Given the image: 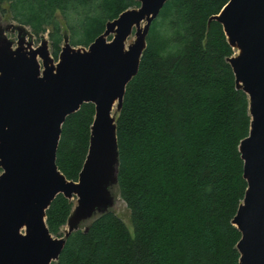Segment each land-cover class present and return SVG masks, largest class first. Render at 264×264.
<instances>
[{
  "label": "trees",
  "instance_id": "1",
  "mask_svg": "<svg viewBox=\"0 0 264 264\" xmlns=\"http://www.w3.org/2000/svg\"><path fill=\"white\" fill-rule=\"evenodd\" d=\"M229 1L170 0L151 23L115 118L109 187L111 199L115 187L125 202L133 233L110 205L88 226L75 225L51 264H240L233 219L248 188L239 147L252 118L229 63L234 49L211 20ZM139 7V0H0L2 14L38 39L47 34L55 58L65 40L89 47L108 22ZM94 116L95 106L84 104L62 126L56 165L68 181L78 182ZM73 212L59 194L46 211L51 235L65 237Z\"/></svg>",
  "mask_w": 264,
  "mask_h": 264
},
{
  "label": "water",
  "instance_id": "2",
  "mask_svg": "<svg viewBox=\"0 0 264 264\" xmlns=\"http://www.w3.org/2000/svg\"><path fill=\"white\" fill-rule=\"evenodd\" d=\"M139 1V8L108 22L88 51L65 40L55 66L45 40L37 49L23 41L13 49L12 42L0 40V264H51L75 225L111 205L118 159L113 110L115 104L122 108L151 23L170 0ZM211 20L239 51L229 63L237 87L249 97L252 118L239 147L248 188L233 219L241 233L240 264H264V0H230ZM134 28L137 41L126 50ZM89 103L95 116L88 155L78 182H72L56 165L57 149L67 117ZM59 194L78 198L64 238L51 235L46 224V211Z\"/></svg>",
  "mask_w": 264,
  "mask_h": 264
},
{
  "label": "rangeland",
  "instance_id": "3",
  "mask_svg": "<svg viewBox=\"0 0 264 264\" xmlns=\"http://www.w3.org/2000/svg\"><path fill=\"white\" fill-rule=\"evenodd\" d=\"M146 22H143L141 24V28L143 29L145 26ZM114 34L109 35L108 37H106L107 42H111V40L113 39ZM1 39H5L7 41L12 42V46L13 49H16L18 47V43L19 41H23L25 42L24 46H26V44L30 43L31 47L33 49H37L38 47L41 46V43L43 40L47 41V45H48V51L50 53L51 59L53 61V65L55 66L58 61H59V56L57 58H55L52 53H51V46H50V41L49 38L46 35H44L41 39H38L37 37H35L32 34V31L29 27L26 26H22L20 24H18L17 22L12 21V19L9 18L8 15L6 14H2L0 12V40ZM137 41V37H136V31L135 28L132 31V34L127 38L126 42H125V48L126 50L132 46L135 42ZM65 45V43H64ZM63 45V47H64ZM62 47V48H63ZM76 50H86L88 51V47H77L75 48ZM239 51L237 49H234V57L238 56ZM60 55V54H59ZM39 63L42 65V61L39 59ZM120 110L117 109V104H115L114 110H113V117L116 118L118 115V112ZM111 195H112V203H111V210H113L122 220L123 222L126 224V226L128 227L129 231L131 233H133V227H132V222H131V218H130V213L129 210L127 209V206L125 204V202L120 198L117 189L115 187H112L111 190ZM71 201L74 203V209L77 205L78 202V198L74 197L73 199H71ZM96 217V215H94L91 218H88L86 220H82V222L79 224L80 227H86L88 226V224ZM69 231V226H65L63 228V234H66ZM24 233V230H23ZM57 238V237H55ZM64 238V237H62Z\"/></svg>",
  "mask_w": 264,
  "mask_h": 264
}]
</instances>
